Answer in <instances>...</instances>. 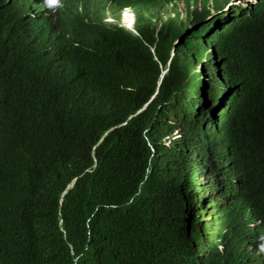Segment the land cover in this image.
Segmentation results:
<instances>
[{"label":"trees","instance_id":"16d2710c","mask_svg":"<svg viewBox=\"0 0 264 264\" xmlns=\"http://www.w3.org/2000/svg\"><path fill=\"white\" fill-rule=\"evenodd\" d=\"M209 2L231 0H201L196 20ZM178 19L105 35L110 58L68 76L0 25V264H237L216 253L187 193L189 129L215 110L197 71L209 41L224 101L204 141L216 144L217 192L264 241V0L195 35Z\"/></svg>","mask_w":264,"mask_h":264},{"label":"bare ground","instance_id":"6f19581e","mask_svg":"<svg viewBox=\"0 0 264 264\" xmlns=\"http://www.w3.org/2000/svg\"><path fill=\"white\" fill-rule=\"evenodd\" d=\"M17 3L21 11L8 6H0V25L15 39L19 35H26L29 54L35 53L43 62L44 58H53L57 65L51 71L62 70L64 66L91 67L100 59H109L111 49L105 46L104 37L109 33L128 35L141 34L143 25L161 24L164 18H179L164 11V6L175 10L182 0H156L154 2L124 3L110 0L106 9H90L80 7L86 17L78 16L74 21H68L60 13L45 5L30 0H6ZM99 4L100 1L98 2ZM174 16V17H173ZM186 19L198 23L208 22L196 20L188 15ZM164 21V22H165ZM217 35L222 29L217 23L211 27ZM0 51L4 52L1 50ZM7 53V52H5ZM9 54L30 59L29 55H20L9 51ZM44 63V62H43ZM21 64V63H20Z\"/></svg>","mask_w":264,"mask_h":264},{"label":"clouds","instance_id":"9594fccd","mask_svg":"<svg viewBox=\"0 0 264 264\" xmlns=\"http://www.w3.org/2000/svg\"><path fill=\"white\" fill-rule=\"evenodd\" d=\"M33 2L41 3L46 7L52 9L53 11L62 13L68 21H74L78 16L86 17L87 14L82 12L80 7L86 6L90 9H106L109 6L110 0H30ZM100 1L101 4L98 2ZM186 2L187 5V12L189 15L197 17L203 12V5L201 4V0H182ZM247 0H238V4H235L233 0L225 7L224 10L218 11L213 6V2H209L207 4L208 14L203 19L204 21L210 23L214 19H218L219 15H221L224 11H227L233 5H242ZM178 3L175 10H172L173 13L180 15L181 11L179 8ZM5 5L13 6V9L16 11H21V7L12 1H6ZM211 6V7H210ZM171 9L168 6H164V11L168 13V10ZM184 21L174 22L177 26H183L187 33H191V35H195L201 29V26L204 23L195 22L191 25H188ZM200 33V32H199ZM128 35L134 37H141L140 34L129 33ZM200 37L204 36L203 34H199ZM128 40V36H126ZM200 49L198 52V76L200 81H202V86L205 84L208 90L206 94L207 100L215 110L211 113H206L204 110V114H202L201 118L198 120L197 123L193 124L188 132L187 136V147L185 151V160L187 165V159L190 157L188 151L191 150V143L194 140H197L199 146L201 147V151L197 155L198 157V169L201 167L200 171L198 169L195 171H189L188 165L186 170L192 174H200L201 171H205L206 176V185L207 188L211 191V195L209 197L203 198V196L199 195L197 200L198 209H201V221L205 228L206 233L215 241V251L218 255L224 256L226 252L233 253L234 263L237 264H264V241L256 236H253L251 233L252 230L247 226L239 225L235 222L232 218L231 208L228 207L225 199L217 192V180H216V170H215V145L216 144H209L206 145L204 143L205 139L208 138L207 134L212 135V138H208L210 141L214 140L218 135L219 128L212 122H215L216 119L219 118L221 114V107L224 105V101L220 95V80L215 73V69L213 68L214 65V53H216V45L212 41L204 42L203 44H199ZM211 57L213 58L211 60ZM207 58H209L207 60ZM43 62L47 69L55 68L57 63L53 58H44ZM202 64V65H201ZM209 64V67L206 65ZM77 66H64L62 68V73L64 76H68L75 70ZM210 73V74H209ZM211 73L212 77L216 80V85L218 88V92H215L214 84L211 83ZM210 75V76H209ZM49 84V83H47ZM217 94L219 97L218 101H214V95ZM203 100L200 98L197 102L196 111H199L200 103L202 105ZM215 103V105H214ZM202 111V110H201ZM200 111V112H201ZM208 121H210L208 123ZM199 122L201 124L199 125ZM199 127L200 129H197ZM193 136L195 137L193 139ZM217 139V138H216ZM215 139V141H216ZM192 141V142H191ZM194 144V143H193ZM192 144V145H193ZM197 148V145H195ZM194 154L193 149L191 150ZM190 152V151H189ZM193 156V155H191ZM202 158L203 164L206 165V169L202 168L200 165ZM207 160V161H206ZM202 181L203 178H201ZM204 195V194H203ZM215 196V200L217 202V206L212 205V200ZM216 223L219 224L216 226ZM191 225V224H190ZM223 234V235H222ZM220 235V237H219ZM232 262V261H231Z\"/></svg>","mask_w":264,"mask_h":264},{"label":"rangeland","instance_id":"374dc122","mask_svg":"<svg viewBox=\"0 0 264 264\" xmlns=\"http://www.w3.org/2000/svg\"><path fill=\"white\" fill-rule=\"evenodd\" d=\"M235 4H238V0H233ZM211 7V6H210ZM179 8H180V11H181V14H180V19H183L184 21H188L186 22L188 25H191L192 26V23H194L193 20H190V19H186V17L188 18V12H187V5H186V2L185 1H181L180 4H179ZM168 13L169 14H172V15H176L175 13L172 12L171 9L168 10ZM174 17V16H173ZM168 19V18H164L163 19V22ZM209 58H207L208 60ZM213 58L211 57V60ZM202 65V64H201ZM207 67H209V64L206 65ZM210 74V73H209ZM210 76V75H209ZM212 77V73H211V76L210 78ZM211 83L214 84V87H215V92H218V88H217V85H216V80L215 78H211ZM219 97L217 96V94L214 95V101H218ZM202 114H204V110L201 111ZM201 124V122H199V125ZM197 129H200L199 127H196ZM195 137L193 136V139ZM192 142V141H191ZM194 143V144H193ZM193 143H191V150L193 149L194 151V154L191 150L188 151L190 157H188L187 159V165H188V168H189V171H195L198 169V157L197 155L199 154V152L202 150L201 147L199 146V143L197 142V140H194ZM193 144V145H192ZM197 145V148L196 146ZM193 155V156H191ZM200 165L202 166V168H204V170L206 169V165L203 164V159L200 158ZM207 161V160H206ZM201 167L198 169V171H200ZM189 171H187L185 169V172H186V176H188V179H189V184H188V188H187V193H188V197H191L192 200H194L195 202H197L198 200V196L201 195L203 196V198L205 197H209L211 195V191L207 188V185H206V176H205V171H201V175L200 174H192L190 173ZM201 178H203L204 181L201 180ZM204 194V195H203ZM215 196H213V198H211L212 200V205L213 206H217V202L216 200L214 199ZM197 212V211H196ZM197 220H199V215H198V212H197ZM219 225L216 223V226ZM223 235V234H222ZM220 237V235H219Z\"/></svg>","mask_w":264,"mask_h":264}]
</instances>
